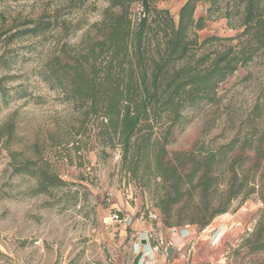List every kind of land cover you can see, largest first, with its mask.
Returning a JSON list of instances; mask_svg holds the SVG:
<instances>
[{
	"label": "rangeland",
	"instance_id": "obj_1",
	"mask_svg": "<svg viewBox=\"0 0 264 264\" xmlns=\"http://www.w3.org/2000/svg\"><path fill=\"white\" fill-rule=\"evenodd\" d=\"M132 1L136 15L142 0ZM186 1L151 0V4L177 19ZM105 5L104 0H89L80 7L74 0H0V128L12 125L10 140L0 137V264H139L140 254H145L138 238L154 223L148 213L159 216L152 188L125 177L119 151L106 149L107 155L101 154L94 132L89 140L79 136V156L70 145L58 146L57 140L73 139L67 125L76 114L39 75L62 43H80ZM209 7L198 3L195 16H208ZM224 7L225 0H219L204 29L197 32L199 39L237 34L221 17ZM39 21L52 23L53 28L11 39ZM215 91L216 104L185 111L187 123L167 146L168 152L186 151L195 144L213 149L252 131L264 136V54H256ZM10 154L16 155L13 162ZM26 160L47 167L61 184L39 191L36 177L15 171ZM261 208L256 199H249L217 217L206 229L210 258L220 257L224 264H264V253L236 248L246 229H253ZM114 209L130 217L127 226L105 222ZM178 231L185 232L183 237H198L195 226Z\"/></svg>",
	"mask_w": 264,
	"mask_h": 264
},
{
	"label": "trees",
	"instance_id": "obj_2",
	"mask_svg": "<svg viewBox=\"0 0 264 264\" xmlns=\"http://www.w3.org/2000/svg\"><path fill=\"white\" fill-rule=\"evenodd\" d=\"M74 1L80 7L89 0ZM218 1L187 0L175 19L151 0H142L136 15L132 0H104L99 20L80 43H62L39 75L76 114L67 125L73 139L57 140L58 146L70 145L79 156V136L89 140L94 132L101 154L119 151L120 171L132 183L152 188L166 229L195 226L201 231L234 204L256 199L262 204L258 218L236 248L264 253V136L252 131L213 149L195 144L186 151H167L187 123L185 111L216 104L217 85L264 54V0H225L221 17L237 34L199 39L197 32ZM198 3L210 6L208 16H195ZM52 28L39 21L11 39ZM11 136V124L0 128V137ZM9 156L12 162L16 158ZM15 171L36 177L39 191L61 184L35 162L26 160Z\"/></svg>",
	"mask_w": 264,
	"mask_h": 264
},
{
	"label": "built area",
	"instance_id": "obj_3",
	"mask_svg": "<svg viewBox=\"0 0 264 264\" xmlns=\"http://www.w3.org/2000/svg\"><path fill=\"white\" fill-rule=\"evenodd\" d=\"M147 218L149 221H157L159 216L157 213H148ZM107 223H115L120 226H127L130 223V217L120 211L119 209H114L108 215ZM246 231H250L249 228ZM145 240L146 244L149 245V251L146 254H143L139 260V264H159V260L166 264L172 261V256L174 253L181 254L182 258L177 261L174 259L171 264H191L190 261V251L183 252L184 246H176L170 240H166L164 236L155 229H148L144 232L143 237L138 238V245H140V241ZM171 251V252H170ZM224 264V260L222 261Z\"/></svg>",
	"mask_w": 264,
	"mask_h": 264
},
{
	"label": "crops",
	"instance_id": "obj_4",
	"mask_svg": "<svg viewBox=\"0 0 264 264\" xmlns=\"http://www.w3.org/2000/svg\"><path fill=\"white\" fill-rule=\"evenodd\" d=\"M226 215H228V214H226ZM211 224L208 227H211ZM152 225H156L158 228L155 229V230L159 231L163 236H165V237L170 236L169 240L174 245H176L178 247H180V246L183 245L184 248H185L184 251H183L184 253L187 252V251H190V254H191V256H190L191 264H223L222 263L223 260L220 259V257H216L215 260H213V259L210 258L211 254L208 253V249H207V247L209 246V244H207L206 241H205L206 238H207L206 237V231H207L206 229H208V227H206L204 230H201V231L198 230V237L194 239V237H191L190 234L187 237H183V235H184L185 232H179L178 229H180V228L175 229V232H174L173 229L169 230V229L164 228L159 221H155ZM152 225L151 224H148V226H147L148 228L146 230L152 229L153 228ZM184 227L185 228H193V226H184ZM181 228H183V227H181ZM231 229L237 230L236 227H233ZM204 234H205V236H204ZM242 234H243V231L240 232V236ZM239 237L235 238V242H236V240ZM139 247H141L142 250L143 249L145 250V252H144L145 254L148 253V251H149V245H147V244H145V245L140 244ZM201 249H203V250H201ZM140 255L142 256V254H140ZM177 256H178V259H177ZM181 258H182L181 254L174 253L173 256H172V261L174 259H176L177 261H179V259H181ZM171 262H169V264H171ZM158 263L159 264H166V263H164L162 261V259H160Z\"/></svg>",
	"mask_w": 264,
	"mask_h": 264
},
{
	"label": "water",
	"instance_id": "obj_5",
	"mask_svg": "<svg viewBox=\"0 0 264 264\" xmlns=\"http://www.w3.org/2000/svg\"><path fill=\"white\" fill-rule=\"evenodd\" d=\"M173 231L175 232V229H173ZM140 244L145 245V244H146V241H145V240H141V241H140Z\"/></svg>",
	"mask_w": 264,
	"mask_h": 264
}]
</instances>
